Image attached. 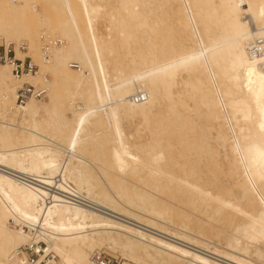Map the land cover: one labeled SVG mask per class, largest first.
Returning a JSON list of instances; mask_svg holds the SVG:
<instances>
[{
	"label": "bare ground",
	"instance_id": "1",
	"mask_svg": "<svg viewBox=\"0 0 264 264\" xmlns=\"http://www.w3.org/2000/svg\"><path fill=\"white\" fill-rule=\"evenodd\" d=\"M0 42V264H264V0H0Z\"/></svg>",
	"mask_w": 264,
	"mask_h": 264
},
{
	"label": "built area",
	"instance_id": "2",
	"mask_svg": "<svg viewBox=\"0 0 264 264\" xmlns=\"http://www.w3.org/2000/svg\"><path fill=\"white\" fill-rule=\"evenodd\" d=\"M44 38V37H42ZM59 40H46L43 45V55L46 56L51 46L59 44ZM24 49V48H23ZM0 62L7 63L11 67V71L15 76H20L24 73L35 72L37 70L36 65L31 63L29 57H25L23 60L17 59L13 50L12 44L5 45L0 42ZM72 68L76 69L78 66L72 63ZM45 89L41 87H35L29 83H24L16 90V107H21L30 98H40L44 96ZM141 99V97H137ZM136 99V100H137ZM74 201L81 202L84 199L75 197ZM10 224L16 226L13 220H10ZM27 230V228H24ZM33 237V235L31 234ZM10 258L18 259L20 264H64L57 262V256L50 250L46 249L45 243L31 241L24 244L10 253ZM91 259L96 264H118L119 258L110 255L107 251L101 249L96 250L91 255Z\"/></svg>",
	"mask_w": 264,
	"mask_h": 264
},
{
	"label": "rangeland",
	"instance_id": "3",
	"mask_svg": "<svg viewBox=\"0 0 264 264\" xmlns=\"http://www.w3.org/2000/svg\"><path fill=\"white\" fill-rule=\"evenodd\" d=\"M102 21H104V22H102ZM107 25V22L104 20V19H99L98 20V22H97V28H98V30H99V32H101V33H105L106 32V26ZM1 63V62H0ZM72 68V67H71ZM74 69V68H73ZM77 69V68H76ZM48 78H50L49 76H48ZM41 98H43L44 100H42ZM38 99H41L42 101H45V100H47V96H46V92H45V94H44V96H42V97H40V98H37V100ZM223 110H224V112L222 113L223 114V124L220 126V127H222V128H224L225 130H229V129H231L232 127H233V125H232V122L236 119V120H242V118H243V112L241 111V110H239V109H237L236 111H234L233 113V115L230 113V110H227V108L226 107H223ZM132 122L133 123H138L139 122V118H137V117H135L133 120H132ZM220 130H219V128H216L215 129V138H214V140H215V142H216V144L219 146V147H223L224 145H223V136H221L220 135V132H219ZM142 136V135H141ZM106 251L110 254V255H112V256H114V257H117V258H119V260H121V256H120V254L119 253H116V252H112V251H110V250H108V249H106ZM227 263H229V264H233V263H230V262H227Z\"/></svg>",
	"mask_w": 264,
	"mask_h": 264
}]
</instances>
